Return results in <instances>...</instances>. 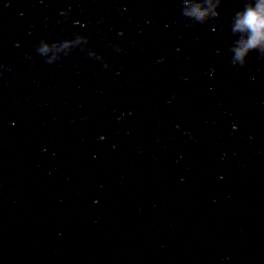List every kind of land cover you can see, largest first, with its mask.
<instances>
[{
	"label": "water",
	"instance_id": "water-1",
	"mask_svg": "<svg viewBox=\"0 0 264 264\" xmlns=\"http://www.w3.org/2000/svg\"><path fill=\"white\" fill-rule=\"evenodd\" d=\"M242 2L197 23L183 0H0V264H264V54L228 62Z\"/></svg>",
	"mask_w": 264,
	"mask_h": 264
},
{
	"label": "clouds",
	"instance_id": "clouds-1",
	"mask_svg": "<svg viewBox=\"0 0 264 264\" xmlns=\"http://www.w3.org/2000/svg\"><path fill=\"white\" fill-rule=\"evenodd\" d=\"M221 3L222 0H183L181 14L189 20L204 23L218 17ZM229 28L235 39L228 49L231 53L228 62L239 72L245 67L250 53L264 54V0H243L241 6L232 14ZM81 44H89L88 35L76 34L72 38L51 42L41 39L35 50L46 63L53 64L61 54H69L74 47ZM115 50L123 51L121 48ZM87 57L103 60V66L110 67L104 57L91 47Z\"/></svg>",
	"mask_w": 264,
	"mask_h": 264
}]
</instances>
